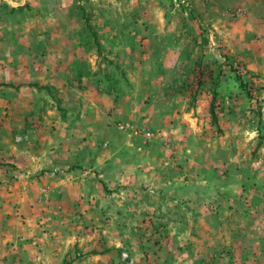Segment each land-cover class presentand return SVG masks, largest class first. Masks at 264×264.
Masks as SVG:
<instances>
[{
	"label": "rangeland",
	"instance_id": "obj_1",
	"mask_svg": "<svg viewBox=\"0 0 264 264\" xmlns=\"http://www.w3.org/2000/svg\"><path fill=\"white\" fill-rule=\"evenodd\" d=\"M0 264H264V0H0Z\"/></svg>",
	"mask_w": 264,
	"mask_h": 264
},
{
	"label": "trees",
	"instance_id": "obj_2",
	"mask_svg": "<svg viewBox=\"0 0 264 264\" xmlns=\"http://www.w3.org/2000/svg\"><path fill=\"white\" fill-rule=\"evenodd\" d=\"M214 120H217V116L214 114Z\"/></svg>",
	"mask_w": 264,
	"mask_h": 264
}]
</instances>
